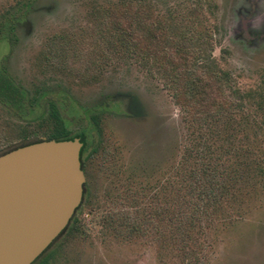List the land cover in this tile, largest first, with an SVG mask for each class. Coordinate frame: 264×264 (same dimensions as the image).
I'll return each mask as SVG.
<instances>
[{
  "label": "rangeland",
  "instance_id": "1",
  "mask_svg": "<svg viewBox=\"0 0 264 264\" xmlns=\"http://www.w3.org/2000/svg\"><path fill=\"white\" fill-rule=\"evenodd\" d=\"M23 1L0 0V29ZM22 16L0 40V67L29 96L64 92L68 118L109 95L131 101L129 116L124 103L116 112L105 109L89 135L88 200L78 228L52 245L45 264H264L261 182L249 193L237 189L238 204L227 203L212 220L202 216L185 248L175 235L185 167L219 155L224 171L232 166L239 175L244 161H264V0H34ZM182 54L186 62L212 59L230 75L231 88L252 92L239 100L245 112L231 120L225 112L238 96L224 79L221 90L212 87L201 68L209 86L200 98L221 103L227 123L184 118L183 90L169 70V57L175 63ZM24 123L0 103V150L15 143ZM121 213L134 219L131 231L106 221Z\"/></svg>",
  "mask_w": 264,
  "mask_h": 264
},
{
  "label": "trees",
  "instance_id": "2",
  "mask_svg": "<svg viewBox=\"0 0 264 264\" xmlns=\"http://www.w3.org/2000/svg\"><path fill=\"white\" fill-rule=\"evenodd\" d=\"M33 1L24 0L6 13L1 22L0 40L4 39L10 30H13L15 23H20L23 18L24 9L32 4ZM150 37L155 39L153 34ZM120 40L125 41V38H120ZM199 57L197 56L192 62H186V57L182 54L178 57V61L174 63V60L170 56V75L172 79L175 78V81L179 82V86L183 90L181 93L184 99L181 101H184L186 105L182 106L184 118L193 121L195 124L204 126L213 124L217 127L220 123H227L224 121L223 114L230 113L228 116L233 120L235 119L236 113L245 112L244 102L240 101L244 97H247V99L252 98L253 94L252 92L241 93L238 88H231L229 84L231 77L227 72L217 68L216 63L212 59L211 61L206 60L205 64H200ZM180 62L181 64L179 65ZM201 68H204L208 72L212 87L216 85L221 90V85L223 84L219 82L224 79L227 81L226 85L231 89L233 96H238L237 101L229 102L232 111L228 110L224 113L222 109L224 106L218 103L213 96L210 100L200 98L204 94L205 85H207V83H203V77L201 72H199ZM203 101L206 103H202ZM199 102L201 105H206V110H196L194 113L189 112L188 107L191 104ZM0 103L16 118L25 122L23 126L19 127L16 133L15 143L1 149L0 154L16 146L42 139L66 140L78 137L83 142L80 151L82 168L86 154H89L92 145V141L89 140V135L92 134L93 129L97 128L101 113L105 109L116 112L122 103H124V115L129 116L131 112L130 97L123 94H113L104 98L99 105L94 106L91 110H82V112L80 107L75 106V112H72V116L68 118L65 112H70V99L64 95V92L51 93L41 90L37 96L31 97L26 89L15 84L14 80L2 67H0ZM247 115L249 114L247 113ZM247 115H245V118H247ZM71 125H75L76 128H70ZM32 126L37 130H31ZM40 133L41 135H38ZM221 157L218 155L207 158L206 161L199 159L200 165L185 167L184 174H182L184 175V179L180 186L179 196L177 197L179 205L178 217L176 219L178 222V232L175 235L182 242L180 244L184 248L186 247L185 243H190L196 239L195 235L201 227L199 222L202 220V216H206V219L212 220L211 217L225 209L227 203L238 204L237 202L240 197L236 194L237 189H248L246 193H249V189L255 190L259 187V182L264 184V161H244L242 164L237 165L238 170L244 172V174L236 175L233 174L235 171L233 168L235 167L226 165L228 167H226V172L224 171L225 162ZM87 200L88 196L84 193L83 200L75 210L64 233H71L78 228L79 214ZM242 201L239 200L240 204ZM130 218L131 216L129 214L123 215L121 213L116 217H109L106 221L117 223L118 227H123L131 231L132 228H135L133 227L135 221L134 219L133 221L130 220ZM143 221L144 219L140 220V222ZM138 230L141 231L140 228ZM64 233L33 264H45L50 256L47 251Z\"/></svg>",
  "mask_w": 264,
  "mask_h": 264
},
{
  "label": "water",
  "instance_id": "3",
  "mask_svg": "<svg viewBox=\"0 0 264 264\" xmlns=\"http://www.w3.org/2000/svg\"><path fill=\"white\" fill-rule=\"evenodd\" d=\"M83 142L42 139L0 154V264H33L83 200Z\"/></svg>",
  "mask_w": 264,
  "mask_h": 264
},
{
  "label": "flooded vegetation",
  "instance_id": "4",
  "mask_svg": "<svg viewBox=\"0 0 264 264\" xmlns=\"http://www.w3.org/2000/svg\"><path fill=\"white\" fill-rule=\"evenodd\" d=\"M17 24H19V23H17ZM6 71V70H5ZM7 73V72H6ZM15 82V81H14ZM16 84V83H15ZM18 85V84H17Z\"/></svg>",
  "mask_w": 264,
  "mask_h": 264
}]
</instances>
